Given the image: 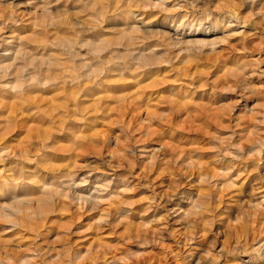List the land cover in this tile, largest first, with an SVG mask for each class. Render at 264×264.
Listing matches in <instances>:
<instances>
[{
	"label": "rangeland",
	"instance_id": "374dc122",
	"mask_svg": "<svg viewBox=\"0 0 264 264\" xmlns=\"http://www.w3.org/2000/svg\"><path fill=\"white\" fill-rule=\"evenodd\" d=\"M263 94L264 0H0V264H264V149L221 200L166 150Z\"/></svg>",
	"mask_w": 264,
	"mask_h": 264
},
{
	"label": "bare ground",
	"instance_id": "6f19581e",
	"mask_svg": "<svg viewBox=\"0 0 264 264\" xmlns=\"http://www.w3.org/2000/svg\"><path fill=\"white\" fill-rule=\"evenodd\" d=\"M223 81H220V84ZM251 90H254V89H251ZM263 97H264V94L262 96V99ZM205 101L206 102L204 103H207V100ZM213 107L215 106L213 105ZM2 108L4 110V107ZM215 108L208 109L204 107V105H201L199 108H196V109H186L184 106V113H183L184 116L183 118H181V122H180L181 129L179 133L180 138L178 141L180 145L173 146L174 144L173 145L168 144L169 148L166 150H168L169 155L175 154L176 156L180 158V163H181L180 165H182L180 169V173H181L183 182L184 181L186 183L193 182L194 185H199V186H201V183L203 182L212 183L214 187L215 186L217 187V189L224 188L222 191L214 193V197H217L220 200L223 199L225 196H229V198H232V197L236 198L239 195H241L242 187L246 182H250V181L252 182L254 180H258L259 178H261L260 174H258L257 172H253L249 168L251 166L250 164L254 165L255 170L260 168L259 161L261 160V158L258 154L261 149H264V135L261 136L262 134H260L259 132L254 136L253 133L250 131V128L255 127V124H256L255 123V119L257 116L256 112H258L256 111L257 109L256 107H255L256 109L252 108L250 111L251 113H249L247 116L245 115L244 117H241V118L240 116L239 118L235 117L236 120H235V123L233 124H230L231 116L229 115L227 111H219L218 109L215 111L214 110ZM12 109L13 108L9 106V108H7V112H5V114L7 113L6 114L7 120L9 118V113L13 112ZM261 110L260 112L262 113L264 108L262 111ZM180 113L182 114L181 111ZM46 116H48V114H46ZM15 118H16L15 120H17L16 116ZM169 119L171 120V117H168L166 120L169 121ZM20 123L21 122H19V125ZM19 125L17 124L16 127H19ZM20 128H22V125ZM10 131H12V129H10L9 127H6V129H4V134ZM38 135L37 137L40 136ZM47 135L48 133H46V136ZM7 137L0 138L2 140L1 143L5 142L4 139H6ZM214 138L219 139V146L217 147V150H212L210 148V142L212 141L214 142ZM41 143L42 145H44V139H42ZM24 144L26 145L25 146L21 145V147L23 146L22 149L21 147H19L21 151L20 149H18L20 151L19 153H20L21 158L28 155L32 150L30 149L29 141H25ZM5 148L7 147L0 145L1 152H3ZM248 149H253L254 151L252 150V153H251L250 150ZM11 151L12 149L10 150V152ZM231 154H233V156H231ZM261 165L264 166V164H261ZM12 178L13 177L8 176L7 173L4 176V179H7L8 181L12 180ZM236 185H239V187L231 191L230 189ZM196 191H197L196 194L198 198L207 197L201 190H199V188H196ZM234 192H236V194ZM113 203L114 202L110 204L112 205V208L109 206L111 209H113V205H114ZM117 205L115 208L119 209ZM4 216L7 217V215H4ZM7 232L9 233L10 229H6L5 233ZM70 260H72V258H70ZM93 260L95 261V259ZM78 264H84V262L78 263Z\"/></svg>",
	"mask_w": 264,
	"mask_h": 264
}]
</instances>
